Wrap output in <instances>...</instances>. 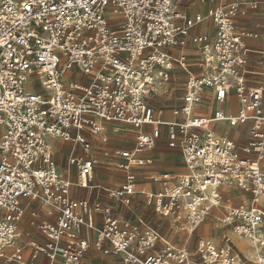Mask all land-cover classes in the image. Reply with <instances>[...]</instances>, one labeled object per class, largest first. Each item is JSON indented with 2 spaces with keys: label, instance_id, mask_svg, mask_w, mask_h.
<instances>
[{
  "label": "built area",
  "instance_id": "1",
  "mask_svg": "<svg viewBox=\"0 0 264 264\" xmlns=\"http://www.w3.org/2000/svg\"><path fill=\"white\" fill-rule=\"evenodd\" d=\"M175 1L0 0V264H37L41 256L50 264H85L91 247L121 264H264V53L253 69L247 48L264 39V21L240 29L239 19L258 9L250 0H212L194 17ZM206 22L213 37L192 35ZM190 42L200 54L194 63L174 54ZM178 68L187 81L173 114L183 119L164 122L151 98L169 92ZM208 92L220 106L235 97L238 113L197 115ZM103 124L137 135L133 149L114 152L125 181L107 195L124 207L143 196L184 237L181 244L100 202L72 198L73 187L90 188L101 164L84 131L100 134ZM214 124L246 128L247 137L239 143ZM163 128L186 171L152 175L160 190L141 191L134 170L148 163ZM50 139L82 148L85 156L69 159L76 182L61 175ZM224 189L244 198L234 204ZM210 220L244 239L254 256L232 235L191 247ZM31 232L47 242L28 239Z\"/></svg>",
  "mask_w": 264,
  "mask_h": 264
},
{
  "label": "crops",
  "instance_id": "2",
  "mask_svg": "<svg viewBox=\"0 0 264 264\" xmlns=\"http://www.w3.org/2000/svg\"><path fill=\"white\" fill-rule=\"evenodd\" d=\"M250 1L257 3L258 9L255 12L250 13L247 18L239 19L238 23H239L240 29L249 28L252 25V23L254 22V20L264 21V0H250ZM184 2H185V6H184L185 10H183V11L180 10V11L187 14L189 17H194L196 14H204L205 15L207 10L213 5L212 0H207L206 3H200L198 0H193L192 2H188L187 0H184ZM202 33H207L211 37H213L214 33H215V27L210 22H206L203 25H200L196 29H194V31L192 32V35L195 36V35L202 34ZM247 48L249 50L250 62H251L253 69L258 68L260 65V62H258V59H261L262 54L264 53V39H262L260 41L248 42ZM174 54L178 55L179 57L181 56V58H183L189 62H197L200 58L199 57L200 54H199L197 48L191 42L189 43V45L186 49L176 50V51H174ZM183 72L184 71H182L180 68H178L177 71L173 72V81L171 83V86H176V84H177L176 82H178V80L180 79V76L183 74ZM213 95L214 94L211 92L206 93V95L204 97L203 104L201 106H199L198 108H196V110H195V113L197 115L204 116V117H212L215 114V112L218 111L219 109H223L225 112H227L229 114H237L238 113L239 105H238V101L236 100L235 97L231 96L225 105L220 106L219 104H217L215 102ZM181 104H182V102H181ZM172 113H171V116H169V115L165 114V112L161 111L158 115L156 114V117L158 119H160L161 121H164V122H175V121H181L183 119L181 116L176 117ZM102 126H103V132L100 134H93V135H101L104 133V131L106 129H115V130L117 129L116 131L125 132V133L130 134L133 137H135V144H136V136L137 135L129 127H126V126H123L120 124H103ZM212 129L217 134L222 135V136L227 135L239 143L244 142L246 137H247L246 128H242V127L241 128L231 127L227 124H214V125H212ZM86 132H88V131L87 130L84 131L85 135H86ZM162 132H163V136H162L160 141H164L166 139L167 148L169 150L176 151L178 153V155H176L175 159L181 163V166L178 168H175L176 170H172L171 167H163L161 165H158L156 162L155 155H154L155 148L157 147L156 146L148 155V158H149L148 163L143 167H136L134 170V172L137 175L138 181H139L138 187L141 191L156 192V191L160 190L159 185H156V184L151 182L150 177L152 175L161 174V173H173V174L180 175V174L185 173V171H186L184 164H183V160H182L180 151L177 149H171L168 147L167 129L163 128ZM160 141H159V143H160ZM50 143L54 149V153H55L56 148L62 147V149H64V148L68 147L70 144L69 141H63L60 139H50ZM159 143H158V145H159ZM78 147H80V146H77L75 144L73 146V148L70 150L71 152H70V155L68 157L66 170H62L58 166L61 175L64 178L70 179L73 182L77 181V170L74 166L69 165V159H70V156L73 152L76 153L77 156H83L81 154H78L79 150H81L83 152L82 148L80 147V149H79ZM134 147H135V145H134ZM133 148H129V149H133ZM123 150H127V149H123ZM115 151H118V150H115ZM115 151H113V153H112V157L114 159V167L113 168H106V169H102V162H101L100 157H98V155L91 154V152H90V154L92 156H94L100 160L101 164L98 167H96V169L94 171V175H93V177L89 183L90 188L89 189H81L78 187H73L72 191H71V196L75 200H90L93 202H95V201L100 202L102 205H104L106 207H110L113 210L114 216L119 217V218H121V217L124 218L122 216L121 212H118L119 206H122L120 203H118L114 199H112V200L116 202L115 203L116 207H111L110 205L104 203V197L109 198L105 189L117 188L120 185H122L125 181V173L123 171L119 170L116 166V159L114 157ZM74 174H76L75 180L72 179ZM85 191H88L89 195H87V193H85ZM239 194H240L239 197H233L232 198L234 204L239 203L241 201V199H243L242 194L240 192H239ZM92 196H93V198H92ZM137 198H143L144 199L143 196H137L136 200H137ZM96 221H97V224L99 226H101L102 222H103V218L101 216H98ZM171 230H172V228H171ZM199 231H201V230L199 229L197 231V233ZM213 231L214 230L212 229L211 236L214 235ZM173 232H175V231L172 230L171 239L168 237H166V239L172 243H175V244L180 243L181 244L184 241L183 240L184 237L182 235L177 234L176 238L173 239L172 238ZM206 237H208V236H204V235L202 236V238H206ZM27 238L28 239H30V238L34 239L35 241H37L40 244H44L45 242H47L46 237H44L43 235H41L39 233H32L31 232L27 235ZM92 240L93 241L96 240L95 234H92ZM215 241H217V240H215ZM105 246H107V244H105ZM248 246H249V244H248ZM191 247H194V246H192V243H191ZM100 255L103 258V261H100V264H108V262H110V264H121V259L118 256H115V255L104 256V255L100 254L98 251H96L94 247H91L89 252L86 254L85 259H84L85 264H93L94 258L98 257ZM43 258H46V257L41 256L40 259L38 260L37 264H44ZM49 264H50V262H49Z\"/></svg>",
  "mask_w": 264,
  "mask_h": 264
},
{
  "label": "rangeland",
  "instance_id": "3",
  "mask_svg": "<svg viewBox=\"0 0 264 264\" xmlns=\"http://www.w3.org/2000/svg\"><path fill=\"white\" fill-rule=\"evenodd\" d=\"M175 5L179 10L182 11L185 10L184 0H176ZM260 60L261 59H258V62H260ZM179 80L178 82H176L177 83L176 86H171L169 88V92L165 93V91H162L156 96H153L151 98V105L155 108V112L157 115L161 111H163L165 112V114L171 116V113L175 109L180 107L185 91V84L187 81V75L185 72H183ZM116 130L106 129L104 133L101 135H93L89 132H86L85 136L87 140L90 142L92 147L91 154L98 155V157H100L102 162V169L114 167V159L112 157L113 151L133 148L135 145V137L125 132H120ZM69 143H70L69 146L64 149H62V147H58L55 149V160L58 166L62 170L67 169V161L71 152L70 150L75 145L74 140L69 141ZM166 144L167 141L165 139L164 141H160L159 145H157V147L155 148L154 155L156 158V162L158 165H161L163 167H171L172 170H176L175 168L181 166V163L175 159L178 153L176 151L169 150ZM78 148L80 149V147ZM78 154L85 156V154L81 150H79ZM72 179L74 180L76 179V174H74ZM234 191H235L234 189L227 190L225 192L226 197L232 199L233 195H235ZM85 193L89 195L88 191H85ZM104 203L110 205L111 207H116L115 204L116 202L110 198L104 197ZM118 212H121L124 218H132L134 221L140 223V225L144 228L146 227L155 228L159 230L165 238L168 237L171 239L172 230L169 223L158 217L151 207L146 206L143 198H137L134 204L130 207L119 206ZM207 227H210V231L206 229ZM212 229L214 230L213 236H211ZM200 230L201 231H199L196 234V236L192 239V246L194 247L197 245L199 240L203 239L202 238L203 235L208 236L205 239H213V240H217L218 242H221L225 235H230V236L232 235L233 237H235L234 238L235 242L236 241L242 242L248 246L246 241L242 239L240 240L236 239V236L231 231H229V229L223 228L222 224L219 221L210 220L202 228H200ZM176 236H177L176 232H173L172 238L174 239L176 238ZM249 249L250 248L248 246V250ZM240 251L242 250L240 249ZM244 254L248 258L253 257L252 253H244ZM43 259H44V264H49L48 259L46 258ZM100 261H103L101 255L94 258L93 264H100ZM108 264H110V262H108Z\"/></svg>",
  "mask_w": 264,
  "mask_h": 264
},
{
  "label": "bare ground",
  "instance_id": "4",
  "mask_svg": "<svg viewBox=\"0 0 264 264\" xmlns=\"http://www.w3.org/2000/svg\"><path fill=\"white\" fill-rule=\"evenodd\" d=\"M224 191L226 192L227 191V189H224ZM240 196V194L238 193V192H236L235 191V195H233V197H239ZM243 197V196H242ZM244 198V197H243ZM241 199V198H240ZM208 231H210V227H207L206 228ZM231 231V230H230ZM235 236H236V239H238V240H240V239H242L239 235H237V234H235L233 231H231ZM233 238H235V237H233ZM242 240H244V239H242ZM234 241H235V239H234ZM245 241V240H244ZM235 243H237L238 244V246L240 247V249L244 252V253H252V255L254 256V252H253V250H248V246L246 245V244H244V243H242V242H235Z\"/></svg>",
  "mask_w": 264,
  "mask_h": 264
}]
</instances>
